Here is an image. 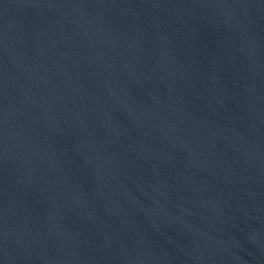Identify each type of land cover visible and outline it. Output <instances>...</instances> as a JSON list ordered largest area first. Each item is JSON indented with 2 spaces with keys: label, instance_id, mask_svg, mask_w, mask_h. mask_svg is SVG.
Listing matches in <instances>:
<instances>
[{
  "label": "water",
  "instance_id": "1",
  "mask_svg": "<svg viewBox=\"0 0 264 264\" xmlns=\"http://www.w3.org/2000/svg\"><path fill=\"white\" fill-rule=\"evenodd\" d=\"M0 264H264V0H0Z\"/></svg>",
  "mask_w": 264,
  "mask_h": 264
}]
</instances>
